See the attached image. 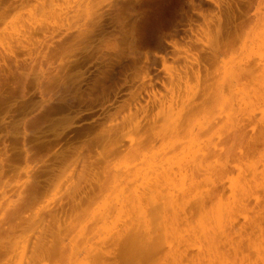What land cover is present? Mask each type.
Instances as JSON below:
<instances>
[{"label": "rangeland", "instance_id": "1", "mask_svg": "<svg viewBox=\"0 0 264 264\" xmlns=\"http://www.w3.org/2000/svg\"><path fill=\"white\" fill-rule=\"evenodd\" d=\"M262 17L264 0H0V264H12L11 251L20 245L25 251L28 246L29 253L32 237H48L50 232L56 236L58 228V234L65 232L67 237L69 233L76 237L83 226L86 233L93 230L108 207L114 185L133 180L143 156L158 161L165 155L171 161L168 167L163 158L157 174H148L154 185L161 183L159 174H167L174 162L180 168L177 156L185 145L180 140H185L187 128L180 125L183 133L179 126L175 130L177 144L162 129L165 116L173 122L191 107L196 114L188 126L198 121L224 125L226 103L222 106L219 101L218 106L213 96L227 91L224 70L244 59L251 48L258 50ZM260 52L264 65V49ZM241 85L252 94L258 89L249 81ZM252 105L257 120L245 121L247 142L238 149L240 162L230 168L231 178L238 168L249 165H257L260 171L264 162L258 120L264 103ZM167 110L171 115L165 114ZM146 137L151 138V147L126 149ZM172 156L176 160H169ZM176 165L173 173L169 170L171 176ZM143 177L140 174L141 182L135 179L134 187L140 183L145 187ZM203 178L202 174L197 178L200 184H208L202 189L210 188ZM213 179L218 191L214 199L204 210L187 209L180 232L198 231L200 223L217 211L219 200L226 202L227 177L220 174ZM255 182L254 198L245 210H233L230 216L226 210L222 213L226 221L222 220V231L216 229L220 258L215 264H260L264 188L260 180ZM82 210L90 212L83 222L76 217L77 212L85 214ZM161 230L154 227L157 235ZM70 237H64L65 247L71 245L64 249L69 251L62 250L63 245L58 253L54 250V264H73L85 256L77 249L79 255L71 258ZM107 251L98 264H137L144 255L132 258L126 250L121 254L118 245H110ZM89 255L75 264L86 260L92 264ZM182 264L193 263L184 257Z\"/></svg>", "mask_w": 264, "mask_h": 264}, {"label": "bare ground", "instance_id": "2", "mask_svg": "<svg viewBox=\"0 0 264 264\" xmlns=\"http://www.w3.org/2000/svg\"><path fill=\"white\" fill-rule=\"evenodd\" d=\"M261 22L263 23V27H264V17H262ZM258 36L259 37L257 38V41L259 42V44L256 45V48L258 50L254 51L253 48H251V50H249V52L247 53L246 57H244V59L239 60L233 66L230 65V68H228L229 67L228 66L227 68L230 69L229 71L228 69L224 70V78H226L227 91L226 92L221 91L215 96H213L214 97L213 99H216L217 103L219 101H221L220 104H222V102L223 104L226 103V106L224 105L225 106L224 116L227 118V120L226 122L224 120L225 122L224 125L216 127L211 123L202 124L200 123V121H198L199 123L197 122L195 126L194 124L191 127L188 126V124L190 125V122H191L190 118L191 117L193 118L194 115L196 114L195 113L196 109L193 110L194 108H191L190 106H189L190 109H188L185 112L184 116L182 117L179 116L184 120H181V118L178 117L176 119L177 120L180 119L179 121L174 120L173 118L174 121L169 122L168 121L169 116L168 117L165 116V119L167 120L162 119L164 120L163 121L164 128H162L164 129V132L168 133L167 135H169L171 138H174V140L178 141L177 144H179L180 141H183V143L185 142V145L183 143H180L179 146H182L181 144H183L185 148L187 147V145L189 148V149L187 148L188 150L185 149L186 151H184L183 146L182 148V147H179L176 143H174L176 144L177 147H179V149L180 148L183 149V150L181 149V151L180 150L178 151L179 154L177 156V163L181 169L178 168L176 165V162H174V160H176L174 156H172L171 159H169L170 156L169 158L167 157L169 160L174 159L172 162H174L176 167L181 170V173L178 174L179 172L176 171L178 169H176L175 167L176 172L174 171V173L178 175L176 177H174L175 174L171 176L172 174L170 171H172V169L174 168L173 166H175L172 163L173 166H170L171 168L167 170V174L166 173L159 174L160 177L162 176L159 180L161 181V183H157L156 185H154L153 182L149 183V181L150 180L152 181V179L147 178L148 174L149 173L150 174L152 173L151 175L157 174L155 172L159 171V168H161L160 166L161 163H165L164 161L166 160V158L164 157L166 156L161 155L162 160L163 158L165 159L164 161H162L161 159L156 161L152 159L153 156H150L149 160L145 159L147 156L145 158L144 156L143 158L141 157L142 158L141 163L140 165L137 164L139 167H137L134 170L135 173L132 174L133 172L131 171V169H129L132 172L131 177H133V180H131L130 182L126 181V182H122V184L114 185L115 186L114 189H112L110 195L108 196V199L110 198L111 200L107 204L108 207L103 213V217H101L100 221L98 220L97 223L95 222V225L92 223L94 225V228H93L94 231L90 228V230L86 233V227L83 226L81 230L78 232V235L77 236L75 235L76 237H70L74 233L72 234L69 233L70 234L68 235V237H70L69 242L73 241L75 243V245H73V242H72V247H71L72 257L71 256L70 257L72 259H75L76 255L78 256L80 253L78 251L82 249L84 254L85 253L90 254L89 256L92 257L93 259L91 261L92 262L94 261L93 263L91 262L92 264H98L100 263L101 258L105 254L108 253L107 248L110 245L111 246L118 245L120 246L121 254L128 251L129 252L128 255L131 256L132 258L142 257V253H144L143 258L137 259L138 261H141V263L139 262L137 264H182V260L184 257H189L193 264H215V261L220 258L218 254L220 237H217L216 229L218 228L222 231V220L223 222L226 221L225 218L222 219L223 211L226 210L225 213L228 216H230L233 210H245L246 206L250 204L251 197L255 195V192L252 190L253 187L255 189V187L258 186L254 184L255 181L260 180V184L264 188V162L262 164V168L260 169V171H258V168L256 167L257 165L256 166L249 165L244 170L242 169V167L241 169L240 168L237 169L235 166V168L238 170V172L236 171L237 176L235 175L236 176L235 178L234 176H232L233 178L229 177V174L232 172L230 168L233 167L234 164L240 162V159L237 158V155L240 153L238 152L239 147H241V145L247 142L246 133H245V129H246L245 121L251 124L252 120H255L254 118H256L257 120V117H255L256 108H253V105H252L253 101H258V102L261 101L262 104L264 103V65L261 59V55H262L261 52L257 53L261 49H264V30ZM242 81H249L253 83V85H255L256 88L258 89L255 90L253 94L248 93L244 89H242L241 87ZM220 104L218 103V106ZM170 108L172 107L170 106ZM260 110L262 111L258 112V114L260 113V118L258 120L261 123L260 124L261 129L259 131V136L264 140V111H263L264 109H260ZM171 111H173V109H171ZM166 112L167 113L165 114L171 115L170 110H167ZM180 112L176 113V115H180L181 114ZM214 113L216 114V112ZM222 114H223V111H222ZM226 118L223 117V119H226ZM176 122H179L180 124ZM180 125H183V127H185L184 125H186L185 128H187L186 130L188 132L184 130L185 128L182 127V130H184L185 133L186 132L187 133L186 135H184L185 134L184 133L182 136L183 139L185 138V140L179 139L180 140L179 141L177 139V133L175 130H178V126H179L180 130L178 131L179 132L182 131ZM184 131L180 133H183ZM180 133L179 135H182ZM187 135L190 136L189 139H187L188 137L186 138ZM155 138L153 139L155 140ZM150 139L149 140L147 139L148 140V141L146 140L147 142L142 141L135 145L132 143L131 145L127 146L126 149L127 148L134 149V147L136 148V146L141 147V149L142 147H146V148L151 147L150 145L151 144L153 145V142H150ZM169 163H171V161L165 164L167 165ZM137 165L135 164L134 167ZM130 166H132V164ZM162 166L164 167L165 165L163 164ZM167 166L169 167V165ZM163 167L162 169H165V167L164 168ZM216 168L223 169V171H217L215 170ZM187 170H189L190 172H188ZM168 172L170 173V175ZM140 174L144 175V177L141 179L143 181L142 183L145 184V187H139L140 185L141 186L143 185L141 183L140 185L134 187L135 179L139 178L140 180ZM201 174L206 176V178L202 179L204 183L206 180L210 182V188L202 189L203 186H207L208 184L207 185L200 184V182L197 181V178H199ZM220 174H224L227 177V182H229L230 184V187L227 189L229 190L228 191L229 196H227L226 202L224 203L222 202L221 199L219 200L218 205H216L215 207L217 211L215 210L216 212H213L208 218L204 219L200 223L198 231H191L190 233L189 232L187 233L186 231L180 232L178 228L186 220V219H181V216L185 214L187 209H191V207L193 208L196 207L198 209L204 210L206 205L212 202V200L214 199L213 196L215 195V193L218 192L214 188L215 183H214L213 178L217 177ZM116 175H119V174H116ZM127 179H130V178H127ZM139 182H141V180ZM124 184H128L129 186H126ZM103 192L105 193V191ZM106 192L108 191L106 190ZM102 193L100 192V195ZM33 196H32V199H34ZM98 198L101 199V197H98ZM105 201H108V200H104V202ZM256 203L257 202L254 201V204ZM86 205L88 204L86 203ZM100 205L101 203L98 206ZM96 210L97 209H95V211ZM21 211L23 210L21 209L18 212H21ZM82 211L83 213L85 212L86 216L85 214H83V216L82 214L79 215L80 212H77L78 214L77 213L75 214L72 213V214L79 215V216L76 215V217L81 216L80 220L84 221V218L85 217L87 218V213L89 214L90 212L84 211V210ZM95 211L93 213H95ZM167 217L170 218L169 222L166 221ZM15 220L16 219L14 218V221ZM10 221H13V220H10ZM10 221H7V222H10ZM18 222L16 224H19ZM191 222L193 223V221ZM9 224L12 225V227L14 225L12 222ZM20 224L22 225V223ZM8 225H7V228L10 227V226L8 227ZM156 226L158 227L160 226L162 228L159 235H157L154 231V227ZM108 227L110 228L108 229ZM68 229H69L68 231H70L69 227ZM73 231L74 230H72V232ZM59 232L60 231L58 228V233ZM46 233L47 232H45V234ZM58 233L56 236H54V232H50L48 237H32L33 241L31 243V248H30L29 253L27 252L28 246L26 248V251H25V246L22 247V245H20L16 249L13 248V250L11 251L12 253H14L13 258H12L13 259L12 264H54V261H53L54 259H51V258H53L52 257L53 253H55L56 251L58 253L57 248H61V246L63 245L62 250L69 251V248L68 250H65V249H67L66 247L70 245L69 244L67 246L66 244V247L64 245V237L66 239L68 238L67 236H64L65 232L63 236H61L62 233L61 235H59ZM30 238L31 237H27L28 240ZM78 241H81V243L79 244H81L82 246L78 245ZM11 248L12 247L10 246L9 249L11 250ZM55 249L57 250L54 252ZM122 249L126 251H123ZM27 253H28V256H27ZM86 254L84 256L85 258H86ZM81 255H82V252H81ZM24 256L25 257L27 256L26 261L24 260ZM82 257H80L81 260H82ZM60 258H63V256ZM79 259H76V261ZM57 260L59 261V259ZM258 260L260 261V264H264V248L262 249V252L258 251ZM76 261H74L73 264H75ZM86 262L88 261L86 260ZM86 262H83L82 264H86ZM55 263H56V259H55Z\"/></svg>", "mask_w": 264, "mask_h": 264}]
</instances>
